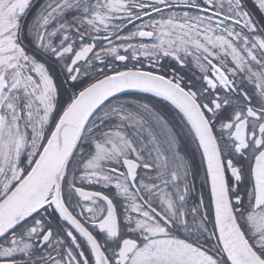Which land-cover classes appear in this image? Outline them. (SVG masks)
<instances>
[{
	"label": "snow or ice",
	"instance_id": "snow-or-ice-1",
	"mask_svg": "<svg viewBox=\"0 0 264 264\" xmlns=\"http://www.w3.org/2000/svg\"><path fill=\"white\" fill-rule=\"evenodd\" d=\"M0 264H264V0H0Z\"/></svg>",
	"mask_w": 264,
	"mask_h": 264
},
{
	"label": "flooded vegetation",
	"instance_id": "flooded-vegetation-1",
	"mask_svg": "<svg viewBox=\"0 0 264 264\" xmlns=\"http://www.w3.org/2000/svg\"><path fill=\"white\" fill-rule=\"evenodd\" d=\"M199 162V158H198V156H197V163Z\"/></svg>",
	"mask_w": 264,
	"mask_h": 264
}]
</instances>
